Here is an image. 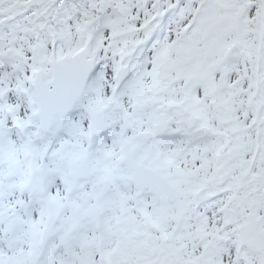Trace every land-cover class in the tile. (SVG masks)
Instances as JSON below:
<instances>
[{
    "label": "snow or ice",
    "instance_id": "1",
    "mask_svg": "<svg viewBox=\"0 0 264 264\" xmlns=\"http://www.w3.org/2000/svg\"><path fill=\"white\" fill-rule=\"evenodd\" d=\"M0 264H264V0H0Z\"/></svg>",
    "mask_w": 264,
    "mask_h": 264
}]
</instances>
